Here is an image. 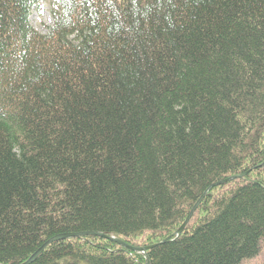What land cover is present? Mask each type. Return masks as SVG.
Returning <instances> with one entry per match:
<instances>
[{
	"label": "trees",
	"instance_id": "trees-1",
	"mask_svg": "<svg viewBox=\"0 0 264 264\" xmlns=\"http://www.w3.org/2000/svg\"><path fill=\"white\" fill-rule=\"evenodd\" d=\"M35 3L0 0V264L89 232L151 248L88 235L31 264L256 257L264 0H52L45 34Z\"/></svg>",
	"mask_w": 264,
	"mask_h": 264
},
{
	"label": "water",
	"instance_id": "water-1",
	"mask_svg": "<svg viewBox=\"0 0 264 264\" xmlns=\"http://www.w3.org/2000/svg\"><path fill=\"white\" fill-rule=\"evenodd\" d=\"M242 176H235L232 177L230 179H227L223 182H220L218 184H214L211 187H209L207 189V191H209L211 188L218 186L220 184H224L232 179L235 178H239ZM206 191V192H207ZM205 192V193H206ZM205 193L200 197V199L198 200V202L196 203V205L193 207V209L191 210V212L189 213V215L187 216V218L185 219V221L183 222V224L179 227V229L177 230L176 234L179 235L183 232L184 228L186 227V225L188 224L190 218L192 217V215L194 214L195 210L197 209V206L200 204L201 200L204 198ZM97 236L106 240H109L110 242L116 243L120 246H122L124 249L129 250V251H133V252H138V253H142L144 254L145 252H147L151 247H134V246H130L129 244H126L125 242L117 239V238H113V237H107L103 234H99V233H95V232H89V233H79V234H64V235H59L56 238H52L49 241H47L46 243H44L25 263L23 264H31L33 263L36 258L43 252V250L51 243L55 242L56 240H64V239H70V238H76V237H82V236Z\"/></svg>",
	"mask_w": 264,
	"mask_h": 264
},
{
	"label": "rangeland",
	"instance_id": "rangeland-1",
	"mask_svg": "<svg viewBox=\"0 0 264 264\" xmlns=\"http://www.w3.org/2000/svg\"><path fill=\"white\" fill-rule=\"evenodd\" d=\"M51 2L52 0H36L34 8L31 12L30 23L40 34H45L47 29L53 23L51 17ZM242 264H264V247L261 248L256 257L250 260H245Z\"/></svg>",
	"mask_w": 264,
	"mask_h": 264
},
{
	"label": "bare ground",
	"instance_id": "bare-ground-1",
	"mask_svg": "<svg viewBox=\"0 0 264 264\" xmlns=\"http://www.w3.org/2000/svg\"><path fill=\"white\" fill-rule=\"evenodd\" d=\"M198 207V206H197Z\"/></svg>",
	"mask_w": 264,
	"mask_h": 264
}]
</instances>
